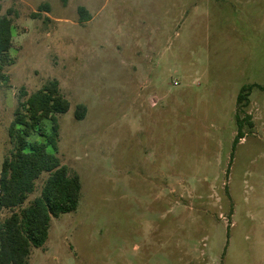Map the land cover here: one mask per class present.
I'll return each mask as SVG.
<instances>
[{
    "label": "rangeland",
    "instance_id": "rangeland-1",
    "mask_svg": "<svg viewBox=\"0 0 264 264\" xmlns=\"http://www.w3.org/2000/svg\"><path fill=\"white\" fill-rule=\"evenodd\" d=\"M0 3V174L21 93L56 79L58 156L81 182L29 264H264V0Z\"/></svg>",
    "mask_w": 264,
    "mask_h": 264
},
{
    "label": "trees",
    "instance_id": "trees-1",
    "mask_svg": "<svg viewBox=\"0 0 264 264\" xmlns=\"http://www.w3.org/2000/svg\"><path fill=\"white\" fill-rule=\"evenodd\" d=\"M78 9L83 20L90 17L84 6ZM12 28L11 18L1 16L0 60L3 64L10 60L8 52L13 46ZM251 90L252 86H243L238 103L248 102ZM24 95L27 93H21L9 127L13 148L2 163L0 174V208L19 207L0 221V264H29L32 248L41 247L47 241L52 218L76 210L80 199L79 176L62 164L58 156V115L69 109V99L61 92L56 79L47 81L36 92L22 99ZM84 113V106L77 107L79 118ZM45 120L51 121L49 131ZM245 122L237 117L238 133L234 148L244 137ZM43 172H48L49 176L40 195L23 206Z\"/></svg>",
    "mask_w": 264,
    "mask_h": 264
}]
</instances>
